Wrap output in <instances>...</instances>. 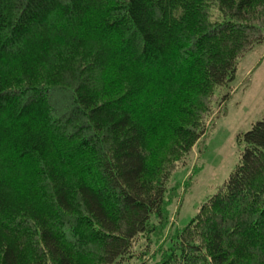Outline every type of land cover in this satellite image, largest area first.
Segmentation results:
<instances>
[{
  "label": "trees",
  "instance_id": "16d2710c",
  "mask_svg": "<svg viewBox=\"0 0 264 264\" xmlns=\"http://www.w3.org/2000/svg\"><path fill=\"white\" fill-rule=\"evenodd\" d=\"M258 46L264 0H0V264H264V118L166 198Z\"/></svg>",
  "mask_w": 264,
  "mask_h": 264
},
{
  "label": "rangeland",
  "instance_id": "374dc122",
  "mask_svg": "<svg viewBox=\"0 0 264 264\" xmlns=\"http://www.w3.org/2000/svg\"><path fill=\"white\" fill-rule=\"evenodd\" d=\"M229 93L192 154L176 165L177 175L172 177L166 196L171 200L174 229L184 228L196 219L225 184L239 163L242 148L238 136L264 118V46H258L240 62ZM220 94H227L226 90Z\"/></svg>",
  "mask_w": 264,
  "mask_h": 264
}]
</instances>
